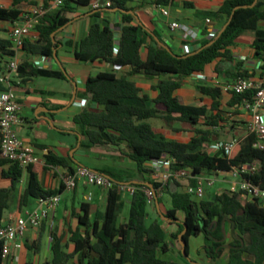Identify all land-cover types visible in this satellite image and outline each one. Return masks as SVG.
Returning <instances> with one entry per match:
<instances>
[{
  "label": "trees",
  "instance_id": "trees-1",
  "mask_svg": "<svg viewBox=\"0 0 264 264\" xmlns=\"http://www.w3.org/2000/svg\"><path fill=\"white\" fill-rule=\"evenodd\" d=\"M11 9L0 8V22L14 23L21 19V5L29 0H12ZM111 3L110 7L95 9L93 16L100 18L103 13L110 14L114 9L122 15L120 40L112 27L109 18L95 22L87 37L81 41L76 58L84 62L100 61L109 64L112 70L99 72L90 76L86 83L87 93L91 95L98 109L86 108L75 118V122L86 129L92 147L110 145L120 147L126 144L130 149V158L137 163L141 172H150L146 164L153 160L172 159L173 169H192L196 175L228 172L233 166L256 162L258 169L254 175L247 176L253 184L264 190V149L254 147L257 138L250 135L241 144L240 149L231 158L225 155L211 156L207 145L216 139L220 140L221 131L233 128L229 125L227 112L222 108V89L210 85H199L198 90L212 98L211 107L189 106L175 91L183 86V80L196 73L203 72L207 65L221 58L217 67L220 74L226 76L249 77L248 72L239 70L231 47L245 42L256 50L257 56L264 55V0H227L220 13L228 20L213 39L205 41L195 53L177 55L165 46L156 35L138 21L136 8L130 4L136 0H63V4L47 12L41 20L37 31L39 39L35 43L26 41L24 50L29 55L53 57L59 43L57 34L72 21L69 15L79 8L89 7L93 2ZM51 0H45L49 7ZM167 3L168 0H164ZM30 4H35L31 2ZM254 5V6H253ZM249 33L254 35L249 36ZM55 34V37H53ZM151 38L155 45H148ZM147 48V58L142 50ZM11 42L0 37V71L7 73L8 61L13 58ZM116 67H130L129 75L118 76ZM237 71V72H233ZM235 74V75H234ZM141 75L149 79H161L157 89L159 96L151 100L140 95V89L129 80L128 76ZM36 76H53L64 78L59 72L37 67L25 62L20 65L18 78L22 82ZM12 89L22 92L19 86L8 88L0 83V90ZM233 94L230 106L239 107L246 100L252 99L255 92L242 95ZM162 121L174 132L183 131L175 125H185L194 136L188 143L168 138V132L159 131L152 123ZM1 155V142H0ZM47 163L52 166L69 167L67 161L48 153ZM9 165L8 171L2 174L12 180L9 190H0V227L4 225L5 213L9 209L8 199L20 183L23 169L0 156V167ZM31 173L29 187L22 196V206H29L31 199H40L56 195L58 192L45 191L34 172ZM155 189L162 187L159 180L151 183ZM195 186V180L191 181ZM143 185V184H139ZM61 192V191H60ZM171 200V207L162 216L179 227V239L188 255V239L203 234L208 242L205 249L210 258L217 260L228 250V264H264V203L260 200L249 202L243 192L225 190L218 193L213 200H196L193 195L181 191L179 182L170 179L163 191ZM162 197L158 202L162 203ZM123 196L120 185L108 190L105 211H98L94 222L89 219V207L82 206L83 215L79 216L80 224L87 227L85 235L75 232L72 241L75 252L70 255L64 251L61 241L56 239L53 247L54 260L45 264H66L79 255L80 264H177L161 259L160 252L167 253L170 246L168 234L158 220L149 221V200L142 191L131 196V208L128 222L119 225L123 209ZM183 215V220L178 218ZM228 228L232 240L227 241ZM2 244L0 245V264H3Z\"/></svg>",
  "mask_w": 264,
  "mask_h": 264
},
{
  "label": "crops",
  "instance_id": "crops-1",
  "mask_svg": "<svg viewBox=\"0 0 264 264\" xmlns=\"http://www.w3.org/2000/svg\"><path fill=\"white\" fill-rule=\"evenodd\" d=\"M29 1L21 5L22 15L33 8L45 7V0ZM163 1L136 0L130 6L136 8L138 21L154 33L157 40L180 56L198 51L205 41L213 39L223 30L228 20L226 15L220 13L221 7L227 0H168L167 3ZM31 2L35 4H30ZM12 7V0H0V8L11 9ZM163 9L169 10V17L162 14ZM94 10L91 5L79 8L74 14L69 15L72 21L57 34L59 46L53 57L29 55L25 50L19 55L21 64L25 62L35 64V62L41 61L43 69L62 73L65 77L36 76L27 79L24 83L18 78V74L13 75V85L25 90L15 91L18 94L21 106L20 117L23 121L16 127V132L23 142L33 145L40 156H48V153H51L65 159L69 167L73 169L79 165L87 166L109 176L119 184L152 185L151 183L156 181L153 171L147 165L145 167L150 172L139 171L137 163L129 156L131 152L126 144H122L120 147L110 145L92 147L86 135V129L75 122V118L86 108H99V105L94 103L91 95L87 93L88 78L99 72L112 70V67L104 62H84L77 59L76 52L79 44L87 37L93 24L104 18H109L112 27L117 32L116 39L120 40L122 15L113 11L110 14L103 13L100 18H96L92 15ZM172 22H177L185 27L191 33V37L185 38L182 31H173L170 27ZM11 26L10 22H0V37L9 40ZM259 26L264 29V22H261ZM248 35L254 34L249 33ZM38 39L39 35L37 34ZM147 44L155 45V42L151 38H147ZM231 52L234 68L238 63L240 71L248 72L250 76H257L264 82V66L259 62V56L256 55V50L253 47L245 42H239L231 47ZM147 53V48H144L142 50L144 59L147 58ZM5 60L9 63L11 58ZM221 61V58L216 59L207 65L203 72L186 77L183 80V86L174 94L186 105L211 107L212 98L203 95L198 90V86L221 87L222 108L227 112L228 124L233 128L225 131L220 130L222 135L220 140L244 139L251 119L247 113L238 110V107L229 105L233 94L226 91L225 87L233 83L237 77L218 73L216 69ZM130 71V67H124L117 71V75H129ZM128 78L140 89L141 96L155 100L159 96L157 86L165 77L149 79L137 75L128 76ZM83 101H85L84 105H82ZM152 123L159 131L168 132V138L182 143H188L194 136V133L185 125H175L177 128H184V130L174 132L160 120H154ZM32 167L45 191H57L56 195L61 197V202L65 194L69 195L71 204L64 208L60 204L41 227L29 228L21 240L22 247H12L10 255L4 259L3 264L52 263L56 239L61 241L66 253L74 254L75 243L72 241L74 233L80 232L81 235H85L87 231V227L81 225L79 220V216L84 214L82 206L88 205L89 219L92 223L98 211H105L100 208L101 205L104 203L105 208L107 205L108 191L101 188H99L100 192L88 190L89 185L84 182H80L74 191H69L64 188L59 174L52 171L50 167L42 165ZM59 167L70 171L69 168ZM8 169L9 165L0 167V190H9L12 187V180L2 174ZM208 175L210 176V174ZM223 180L228 181V179ZM30 181L29 169L23 170L20 183L8 199L9 209L5 213L4 222L38 207V199H31L29 206H22V196L29 187ZM229 182L231 184V181ZM123 199L128 200L131 208V195L126 194ZM165 200L163 198L162 203H159L158 200L149 201L153 204V213L156 214L153 220L160 221L165 228L168 234L167 242L170 246L167 253L160 252L158 256L163 260L173 261L177 264H228V250L217 260L208 256L205 249L208 242L203 234L191 236L188 239V255L183 252L185 250L180 236L179 239L174 238V235L179 234L178 225L167 221L162 216L169 209L165 205ZM178 218L183 220V215L178 214ZM128 219L123 218L121 213L119 225H125ZM227 236V241H231L230 228H228ZM66 264H80L79 255L70 258Z\"/></svg>",
  "mask_w": 264,
  "mask_h": 264
},
{
  "label": "built area",
  "instance_id": "built-area-1",
  "mask_svg": "<svg viewBox=\"0 0 264 264\" xmlns=\"http://www.w3.org/2000/svg\"><path fill=\"white\" fill-rule=\"evenodd\" d=\"M63 4V0H51L49 7H36L24 13L19 21L12 23L10 29V39L14 57L8 65L7 73L0 72V83L5 84L8 88L13 86V75L18 74L21 65L19 55L24 50L26 41H37V27L39 26L44 15L50 10L59 8ZM94 9L100 7H110L111 3H102L95 1L92 3ZM162 14L165 17L170 16L168 9H163ZM173 31H182L185 38L191 37V33L177 22L170 25ZM259 62L264 66V55L259 57ZM35 65L43 68V62L37 61ZM120 70V67H116ZM226 91H230L237 95L254 91L252 99L246 100L238 107V110L247 113L250 116V122L247 126V135L244 139L218 140L207 145L206 151L211 156L225 155L231 158L240 149L242 142L250 135H255L257 141L255 148L264 149V82L257 76L238 77L233 83L225 87ZM85 101L82 102V105ZM21 106L18 100V94L12 90H0V142H1V158L15 163L26 170L29 167L42 165L48 166L52 171L59 174L63 186L66 190L74 191L80 182L92 185L106 191L113 189L116 183L109 176L93 170L87 166L79 165L73 172L65 171L59 166L48 165L47 156H40L33 145L23 142L17 135L16 127L23 123L20 117ZM155 175V179L162 182L160 189H155L153 185H125L119 184L123 198L126 194L133 196L137 191L146 194L149 201L158 200V197L164 195V188L170 179L177 182L185 181L183 192L191 194L196 200H203L205 181L204 174L194 175L192 169H173L172 159L153 160L146 164ZM258 166L256 162L244 164L241 166H233L228 172L214 173L211 178H207V185L212 186L220 175L224 179L231 178L230 191L243 192L244 197L249 202L260 200L264 203V190L253 185L247 176L254 175ZM195 180L193 186L191 181ZM61 204L59 195L48 196L38 200V207L33 210H27L13 219L8 220L0 227V245L2 244V255L6 259L11 248L22 247L21 240L25 236L29 228L41 227L49 215L54 212Z\"/></svg>",
  "mask_w": 264,
  "mask_h": 264
},
{
  "label": "rangeland",
  "instance_id": "rangeland-1",
  "mask_svg": "<svg viewBox=\"0 0 264 264\" xmlns=\"http://www.w3.org/2000/svg\"><path fill=\"white\" fill-rule=\"evenodd\" d=\"M212 176L213 175L209 176L208 174L204 175V179H205V181L203 183V189H204L203 199L204 200H213L218 193H221L225 190H228L231 187V184L229 181H232V179L228 178V181L226 182L223 180L224 176H222V175H220V177L217 180L215 179V183L212 186H208L206 179L211 178ZM179 185H180L181 191H183L184 186H185V181L179 182ZM88 190H91L94 192H100L98 187H95L92 185L88 186ZM69 198H70V196L66 195V194L62 197V202H61L62 208H64L66 205L71 204L69 201ZM163 198L166 199L165 200L166 207L170 208L171 207L170 197L168 195H164ZM100 208L102 210H104L105 204L103 203V205H101ZM148 212L150 214L149 221L151 222L156 217L155 216L156 214L153 213V204H151V203L148 204ZM129 215H130V204H129L128 200L124 199V207H123L122 217L123 218H129Z\"/></svg>",
  "mask_w": 264,
  "mask_h": 264
},
{
  "label": "water",
  "instance_id": "water-1",
  "mask_svg": "<svg viewBox=\"0 0 264 264\" xmlns=\"http://www.w3.org/2000/svg\"><path fill=\"white\" fill-rule=\"evenodd\" d=\"M102 3L104 4L105 2L103 1ZM253 6H254V5H253ZM117 10H118V9H114L113 11H114V12H117ZM53 37H55V34H53ZM55 55H56V53H55ZM194 175H195V173H194ZM182 236H183V234L180 235V239L182 238ZM183 252L185 253V251H183Z\"/></svg>",
  "mask_w": 264,
  "mask_h": 264
}]
</instances>
